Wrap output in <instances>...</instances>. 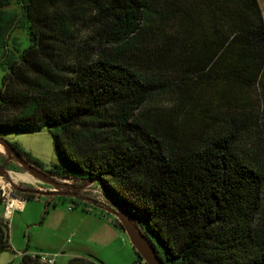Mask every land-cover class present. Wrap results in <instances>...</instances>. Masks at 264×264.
Returning <instances> with one entry per match:
<instances>
[{"label":"trees","instance_id":"16d2710c","mask_svg":"<svg viewBox=\"0 0 264 264\" xmlns=\"http://www.w3.org/2000/svg\"><path fill=\"white\" fill-rule=\"evenodd\" d=\"M0 64V132L53 137L49 169L13 144L32 164L96 178L166 264H264V0H0Z\"/></svg>","mask_w":264,"mask_h":264},{"label":"rangeland","instance_id":"374dc122","mask_svg":"<svg viewBox=\"0 0 264 264\" xmlns=\"http://www.w3.org/2000/svg\"><path fill=\"white\" fill-rule=\"evenodd\" d=\"M15 34L19 37L21 50L30 44L29 36L24 30L17 29ZM5 73L6 69L0 64V89ZM172 102L170 94L158 100L162 106L170 105ZM244 102L246 105L242 109L248 114L254 115L261 111V103L254 92H251L250 97ZM0 136L11 144H17L33 159L38 160L44 169H49L53 163L59 162L53 137L47 126L31 132L2 131ZM5 159L6 152L0 144V164ZM7 166L12 170V181L16 186L45 189L51 186L40 182L15 159L10 160ZM55 177L63 180L61 177ZM68 179L76 185H84L83 182ZM2 189L10 191L11 194L22 195L13 185L1 179L0 193ZM73 193L74 195L50 196L36 194L34 197L25 198L26 206H14L9 212L7 200L0 197V220L8 223L11 246L0 247V264H19L23 252L56 253L54 264H67L75 254L85 256L91 254L98 259L99 264H132L136 255L127 233L122 228L115 227L119 233L113 237L105 231L97 218H87L88 222L82 225L80 218H74L76 214L81 215L80 211L85 204H90L100 212L104 209V205L108 204L98 184L91 183ZM71 211L78 212L72 214Z\"/></svg>","mask_w":264,"mask_h":264},{"label":"water","instance_id":"95a60500","mask_svg":"<svg viewBox=\"0 0 264 264\" xmlns=\"http://www.w3.org/2000/svg\"><path fill=\"white\" fill-rule=\"evenodd\" d=\"M0 144L3 146L6 152V159L3 163L0 164V180L2 179L5 183H10L18 191L30 192L37 195L46 196H50L53 194L74 195L73 190L84 188L87 185H90L91 183H95L97 180L96 178L90 179L86 183H84V185L78 187L72 182H70V179H58L54 175L41 169L39 166L32 164L17 150V148L13 144H11L7 139L3 138L2 136H0ZM12 159H15L17 162H19L40 182L51 185L53 187V190H47L44 187L24 188L16 186L12 181V170L7 166L8 162ZM61 187L71 188L72 191L68 193H61L58 191ZM15 195L24 198L22 195ZM104 197L108 202V204L104 205V209L117 218V220L121 224L122 230L127 233L133 247L139 252L140 256L148 264H166L164 259L160 256L152 240L143 232L141 227L135 222V220L131 216V212L129 211V209L109 192H106L104 194Z\"/></svg>","mask_w":264,"mask_h":264},{"label":"crops","instance_id":"0c3cea01","mask_svg":"<svg viewBox=\"0 0 264 264\" xmlns=\"http://www.w3.org/2000/svg\"><path fill=\"white\" fill-rule=\"evenodd\" d=\"M73 195V194H72ZM17 205V204H16ZM26 206V203H25V198H22V202H21V206L20 207H22V206ZM18 207V206H17ZM70 209H72V208H70ZM12 209H10V210H8L7 209V211H11ZM72 212V211H71ZM71 212L69 213V215L71 214ZM76 212H78V211H75V213H73L72 212V214H76ZM80 212H82V213H80L81 215H74V218H80V225H82L83 223H85V222H88V219L87 218H97V220L101 223V225H103L104 226V228H105V231L107 232H109L110 233V235L111 236H117L118 235V233H119V231H116V229H115V225L112 223V221H111V217H109V216H105L102 212H100V211H98V210H96L94 207H91V205L90 204H85L84 206H83V210L82 211H80ZM112 226V227H111ZM114 226V227H113ZM81 227V226H80ZM118 228V227H117ZM75 235V234H74ZM56 254V253H55ZM57 255V254H56ZM75 255H77V256H85V255H79V254H75ZM74 255V256H75ZM91 255V254H90ZM136 255V254H135ZM57 258V257H56ZM135 259H136V257L134 258V260H133V262L135 261ZM132 262V263H133Z\"/></svg>","mask_w":264,"mask_h":264},{"label":"built area","instance_id":"2783aa9c","mask_svg":"<svg viewBox=\"0 0 264 264\" xmlns=\"http://www.w3.org/2000/svg\"><path fill=\"white\" fill-rule=\"evenodd\" d=\"M0 197L2 199L7 200V209L10 210L12 209L14 206H21V203L19 204H15V202H12V197H16L17 199L22 201V198L15 195L14 193L11 194L10 191H7L6 189H2L1 193H0ZM9 212V211H8ZM33 256H37L39 261L45 264H54L57 255L56 254H50V253H37V254H32ZM133 264H148L143 258H137Z\"/></svg>","mask_w":264,"mask_h":264},{"label":"flooded vegetation","instance_id":"af4514ba","mask_svg":"<svg viewBox=\"0 0 264 264\" xmlns=\"http://www.w3.org/2000/svg\"><path fill=\"white\" fill-rule=\"evenodd\" d=\"M74 184V183H73ZM74 185H76V184H74ZM83 185V184H82ZM82 185H76V186H78V187H81ZM24 188H27V187H24ZM47 190H53V187H51L50 186V188L49 189H47ZM59 192H61V193H68V192H71L72 190H71V188H64V187H61L59 190H58ZM73 191H75V190H73ZM21 194H23V193H27V192H24V191H19ZM53 195H65V194H53Z\"/></svg>","mask_w":264,"mask_h":264},{"label":"bare ground","instance_id":"6f19581e","mask_svg":"<svg viewBox=\"0 0 264 264\" xmlns=\"http://www.w3.org/2000/svg\"><path fill=\"white\" fill-rule=\"evenodd\" d=\"M12 202H15V204H19L21 203L22 201L17 199L16 197H12Z\"/></svg>","mask_w":264,"mask_h":264}]
</instances>
